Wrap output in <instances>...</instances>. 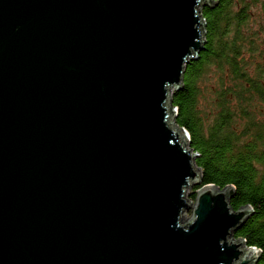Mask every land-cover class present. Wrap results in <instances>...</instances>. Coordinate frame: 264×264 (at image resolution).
Listing matches in <instances>:
<instances>
[{
    "label": "water",
    "instance_id": "obj_1",
    "mask_svg": "<svg viewBox=\"0 0 264 264\" xmlns=\"http://www.w3.org/2000/svg\"><path fill=\"white\" fill-rule=\"evenodd\" d=\"M214 3L0 0V264H259L233 186L186 197L172 95Z\"/></svg>",
    "mask_w": 264,
    "mask_h": 264
},
{
    "label": "trees",
    "instance_id": "obj_2",
    "mask_svg": "<svg viewBox=\"0 0 264 264\" xmlns=\"http://www.w3.org/2000/svg\"><path fill=\"white\" fill-rule=\"evenodd\" d=\"M247 1L215 0L202 8L204 49L186 66L183 87L173 93L172 102L176 123L188 131L202 172L192 199L208 184L233 186L232 208L249 205L253 210L234 237L260 249L259 264H264V121L253 111L255 101H264V69H257L254 77L248 62L249 57L264 54L257 45L264 25L257 32L250 27ZM213 76L218 83L210 89L207 84ZM208 102L212 112L207 111ZM241 120L244 130L239 133L235 126Z\"/></svg>",
    "mask_w": 264,
    "mask_h": 264
},
{
    "label": "rangeland",
    "instance_id": "obj_3",
    "mask_svg": "<svg viewBox=\"0 0 264 264\" xmlns=\"http://www.w3.org/2000/svg\"><path fill=\"white\" fill-rule=\"evenodd\" d=\"M250 4V8H249V13H250V27L253 29V31L257 32L260 31L261 27L264 25V0H248L247 1ZM262 4V5H261ZM261 38L258 39V48H261L264 51V35H262L261 31L259 34ZM248 62H250L251 66H250V71L251 74L256 77V73H257V69L259 70L260 67H262L264 69V54L261 53H257L254 57L251 56V58L249 57ZM253 63V64H252ZM211 77V76H210ZM264 80V77H263ZM218 83L217 80L215 81V77L213 76L211 78V80L208 82V87L210 89L214 88V86ZM262 83H264V81H262ZM236 101H232V106H236ZM255 107H254V112L255 115L258 117V119L260 121H264V101H255ZM207 111L212 112V109L210 108V104L209 102L207 103ZM210 115H212L211 113H209V117H211ZM242 120L238 123H236L235 129L238 130L239 133L242 132V130H244L242 128ZM186 130V129H185ZM188 141H190V136H188ZM194 190V187H191L187 190L186 192V197L188 200H192L194 202V200L192 199V192ZM192 212L191 211H185L184 214L182 215V221H187L190 216H191Z\"/></svg>",
    "mask_w": 264,
    "mask_h": 264
},
{
    "label": "bare ground",
    "instance_id": "obj_4",
    "mask_svg": "<svg viewBox=\"0 0 264 264\" xmlns=\"http://www.w3.org/2000/svg\"><path fill=\"white\" fill-rule=\"evenodd\" d=\"M253 251H251V253H252Z\"/></svg>",
    "mask_w": 264,
    "mask_h": 264
}]
</instances>
